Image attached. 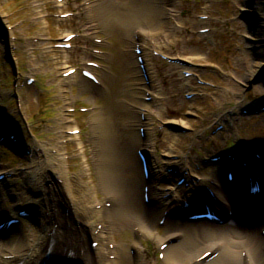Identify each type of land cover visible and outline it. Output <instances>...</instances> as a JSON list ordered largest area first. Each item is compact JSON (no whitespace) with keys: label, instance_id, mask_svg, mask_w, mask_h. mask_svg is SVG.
Listing matches in <instances>:
<instances>
[{"label":"rangeland","instance_id":"obj_1","mask_svg":"<svg viewBox=\"0 0 264 264\" xmlns=\"http://www.w3.org/2000/svg\"><path fill=\"white\" fill-rule=\"evenodd\" d=\"M140 1L146 9L154 6L158 15L165 8L171 13L174 20L168 19L171 21L169 26H173L171 29L175 28V31L170 39L178 40L164 49L190 63L189 66L170 63L155 55L153 49L162 41L163 34L157 30L151 35L142 31L141 43L146 47L144 56L151 71L150 83L125 62L124 50L138 39L131 38V28L129 31L125 29L126 23H130L131 11L127 13L124 5H116L115 0H0V24H3L0 27V120L4 122L3 131L7 130L0 140V170L8 169L14 173L13 184L2 194L5 206L12 207L17 198L38 196L28 179L39 176L35 163L44 154L38 144L56 155V142H52L54 137L62 146L60 155L74 187L90 189L91 194L101 200L103 191L97 167L99 164L103 167L102 178L116 177L119 180L122 177L121 148L124 144L131 147L132 140L139 136L142 124L140 111L148 113L146 130L158 160L163 162L165 154L167 158L169 155H182L189 159L192 169L201 177H208L214 169L212 165L205 164L203 158L240 137L254 144L264 137V113L240 114L241 105L264 96L262 70L260 75L252 76V69L259 61L260 65L256 67H261L264 60L254 55L248 58L247 54L252 51L250 47L253 51H264V45L255 43L248 35L251 31L258 34L251 27L250 19L255 18L261 22L260 35L264 37V0L259 1V6L247 0H175L171 5L165 0ZM94 5L98 10L94 15L98 29L86 37L82 35L84 27L89 24L85 9ZM255 7L263 9L255 10L257 14L244 10L254 11ZM68 11H73V15L68 18L61 16ZM204 15L207 17L203 19ZM18 20L21 21L19 26L12 27L11 23ZM7 25L8 30L4 28ZM204 27L210 28L209 32L201 33L200 29ZM72 31L77 33L71 39L73 48L57 47L56 44ZM13 34L17 39L11 37ZM27 37L30 43L24 42ZM40 37H46L48 42L39 44ZM95 37L103 41L97 42ZM94 48L101 51L95 54L101 64L99 72L108 77L105 83L95 91H82L79 83L63 82L61 72L69 66L77 68L74 77L79 78L80 69L85 67L86 58L82 59V55ZM93 55L85 57L95 59ZM244 56L247 58L242 62ZM15 61H18L17 67ZM30 63L36 65V69L32 70ZM186 68L195 73L188 80L184 76ZM32 75H37V82L26 84V79ZM199 79L210 84H202ZM191 90L202 96L188 99L186 94ZM147 96L152 99L145 100ZM91 104L89 111L78 110L81 105ZM68 105L75 110H68ZM107 106L113 113L106 125L102 123L98 127L94 143L92 114ZM228 111L238 113L230 115ZM64 113L70 119V127L81 129L80 137L69 131V138H56L61 130L56 125ZM221 115L224 118L219 120ZM229 116H232L233 125ZM182 122H187V125ZM219 123L226 127L215 133ZM9 130L17 133L13 139L9 138ZM168 135L173 137L170 139ZM176 138L179 140L175 143ZM81 140L84 146H81ZM188 170L191 173L190 168ZM55 180L57 184L62 183L57 177ZM49 182L44 180L43 185L48 186ZM165 183L162 186L166 187ZM190 187L189 184L177 188V193L182 195ZM61 204L65 205L64 202ZM30 221L23 219L22 224L24 233L28 235L31 233ZM162 230L161 225L159 231ZM133 235L132 230L126 229L115 239L132 245ZM158 246L152 240H145L143 254L138 256L136 252L134 255L136 248L131 249L125 264L139 263L142 255L147 263L161 262Z\"/></svg>","mask_w":264,"mask_h":264},{"label":"bare ground","instance_id":"obj_2","mask_svg":"<svg viewBox=\"0 0 264 264\" xmlns=\"http://www.w3.org/2000/svg\"><path fill=\"white\" fill-rule=\"evenodd\" d=\"M259 1L247 0L248 3L256 6H259ZM115 2L116 5H124L127 13L131 11L130 23H126L125 28L126 31L131 28V37L136 33V29L148 35L156 30L163 33L165 35L163 41L158 43L155 49L162 54H167L164 50L167 45L173 43V40H178L169 38L171 33L175 31L174 29L166 31L169 29L168 24L170 22L165 20V16L162 15H167L169 12L163 10L158 15L154 6V10L151 8L146 9L140 0H115ZM262 9L255 7L254 11L249 8L244 10L252 13L256 12L255 10ZM85 13L89 18V25L85 27L86 34L94 33L97 30L96 18L94 17L98 13L97 6L87 7ZM250 21L251 27L258 34L251 31L248 34L249 37L251 40H255L257 44L264 43V37L260 35L262 32L261 22L255 18L250 19ZM47 40L46 37H41L39 44ZM129 47H131V44H129ZM247 54L248 58L249 55L252 57L254 55L255 58L264 60L263 49L252 50ZM123 55L125 62L131 69L138 63L135 52L126 49ZM84 58L87 57L83 55L82 59ZM246 58L247 56L241 58L242 62ZM86 60L91 59L87 58ZM260 62L256 66L260 65ZM64 63H68V61ZM32 66V70L36 69V65ZM256 66L252 69V76L255 77L264 68V62H262L261 67L257 68ZM70 68L62 70V73ZM93 69L98 73L97 69ZM261 75L263 76L264 72ZM98 79L101 84H104L108 77L98 73ZM62 81L70 84L79 83L82 91H95L94 89L97 87L96 83L83 76L76 79L74 73L63 77ZM107 107L92 114L91 129L92 134L95 135L92 139L94 143L97 141L98 127L102 123V125H106L113 113L112 108ZM186 123L182 122L185 126ZM69 124L70 119L67 113H64L60 118V122L56 125L61 128L56 138H69L68 131L79 128L78 126L70 127ZM168 137L171 139L173 136L168 135ZM178 140L176 138L174 142L176 143ZM52 142H56V144L53 143L56 147V155H52L46 147L38 144L40 150H43L44 157L40 155L35 163V171L39 173V176L31 180L35 189L37 191L41 190L45 194V198L42 194H39L38 198L28 197L29 202L18 199L12 208H6L0 195V217L2 220L11 215L17 216L18 211L21 209L34 213L33 221L29 224L31 231L29 235L24 233L21 227L15 226L9 229L8 233L0 236V264H16L18 262L22 264H42L47 251H49V258L59 252L61 257L56 262L61 261L64 262L63 264H125L131 248L135 247L137 249L138 256L143 254L141 239H150L159 244L167 243L163 249L164 256L161 264H264V236L255 225L243 224V221L238 218L239 212L235 216L229 215V209L233 207V203H229L231 200L229 193L227 194L221 182L222 171L219 173L216 166L209 178V181H214V184L208 183L213 187L217 201H214L207 191L201 189L208 178H203L200 181L191 178L190 182L194 192H186L184 199H188L190 196L192 198L195 195L206 196L211 205L221 213L225 222L219 224L205 220L189 221L183 219L179 211L177 216L171 211L164 221L163 232H157L158 220L162 217L164 211H170L172 208L177 210L180 201L179 196L168 193L164 197L167 192L155 190L153 182L157 179L156 173L159 174L158 169H155L153 173L150 187L151 194L159 197V200L154 208L150 207L149 209L143 201L145 178L141 173L143 172L141 161L134 155L133 149L124 144L121 148L124 173L119 180L116 177H113V179L102 178L101 170L103 167L100 164V166L98 165L99 184L103 191V198L101 200L96 199L91 194L90 189L82 190L74 187L68 169L64 166L63 158L60 155L62 146L58 143L59 139L54 137ZM132 142V147H139L143 143L139 138L133 139ZM145 142L147 146H150L148 139ZM81 146H84L82 140ZM259 162V160L252 157L254 167L260 170ZM259 173H264L263 169ZM56 177L62 181L61 184H57ZM44 180L51 181V183L49 182L48 186L43 185ZM9 182H11L10 179L5 178L0 181V184L9 185ZM81 183H83V180H81ZM169 188L171 191L173 187L170 186ZM43 190H45V193ZM61 202H64L66 208L68 207V211L65 212ZM107 202L110 205L107 206ZM245 203H247L246 199ZM97 204L100 205L99 208ZM252 205V203H249L248 208L252 209ZM96 220L102 224L100 230H96ZM55 224H57L56 227H54ZM126 229L133 230L136 234L132 245L129 242H117L115 239L117 234ZM89 233L90 236L94 237V240L99 241L95 248H91L88 243ZM106 242L107 245L105 246ZM110 243H113L112 247L109 246ZM207 250H210L211 253H217V255L208 261L205 258L201 259L200 256ZM9 254H14L16 257L6 259V255ZM111 254L114 255L113 258L110 257ZM52 261H54V258ZM45 264H50V262H45ZM137 264L150 263H147L142 255L140 262Z\"/></svg>","mask_w":264,"mask_h":264}]
</instances>
